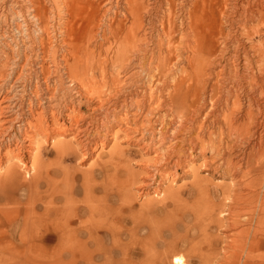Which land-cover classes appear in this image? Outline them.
<instances>
[{
	"label": "bare ground",
	"instance_id": "1",
	"mask_svg": "<svg viewBox=\"0 0 264 264\" xmlns=\"http://www.w3.org/2000/svg\"><path fill=\"white\" fill-rule=\"evenodd\" d=\"M0 215L58 264H264V0H0Z\"/></svg>",
	"mask_w": 264,
	"mask_h": 264
},
{
	"label": "rangeland",
	"instance_id": "2",
	"mask_svg": "<svg viewBox=\"0 0 264 264\" xmlns=\"http://www.w3.org/2000/svg\"><path fill=\"white\" fill-rule=\"evenodd\" d=\"M119 127H120V125H115V126L111 127V129L116 131L119 129ZM125 136L126 135L124 133H117L115 138L107 143V145H106L107 147L103 148V151L100 152L98 149L95 152V154H98L100 152L104 155V154H106L107 151H109L113 146L115 147V145H116L115 148L118 147L117 150L124 152L125 155L127 156V158L129 160H131L130 166H131L132 170L134 172L140 174V173H142V169L140 168V165H143V163H141L142 153H140L138 151V149L130 142L129 139L124 138ZM50 147H51V145H49V148ZM79 168H80V170L86 169V167H79ZM192 170L194 172H197L201 178H206L208 180V182L209 181L212 182V179L210 178L209 173L204 172L200 167L198 168V163H195V168H193ZM21 173H23V172L21 171ZM182 181L183 180H180L176 183H173L171 185L172 189L175 190L179 185L182 184ZM221 182H224V180H221ZM212 184H215V183H212ZM168 186H169V183L167 182L166 184H164L163 188H167ZM133 193H136V192L134 191ZM158 198L160 199V196H158L157 198H153L155 200V202H154L155 204L153 205V207H155V208L152 210L153 212H150V213L145 214V215H142L146 212H143L144 209H142V211H141V207L144 206L146 199L136 198L135 202L133 204L132 212L131 213H122L119 216V220L117 222L118 227H121L122 230H124V231L132 230L133 224H132L131 218L134 216H135V218L140 217V216H149L152 219L153 218H163L165 216V214L170 212V207L164 208L162 205L158 204L159 203ZM183 199H184V201H187L188 203L193 202L192 197L189 198L187 196H184ZM21 202H22L21 208L23 209L24 208V205H23L24 200H22ZM108 208L110 210H117L119 208V202L116 201V198L109 201ZM128 217H131V218H128ZM184 218H186L187 222L190 223L188 226L191 227L193 224L192 215L186 214V216H184ZM80 220H84V218H80ZM78 222H79V220L75 223V226L79 225ZM0 225L5 226L4 229L0 230V244H6V246L11 245L10 247L7 246L6 248H0V264H58V263H55L53 260V258L56 257V254L54 253L52 248H47V251H46L47 257H50L49 260L43 258L42 254H41V250L38 248L24 249L23 248V242L32 241L33 237L32 236H22L21 227L15 226L13 219H12V221L11 220L8 221L7 219H5L4 217H2L0 215ZM183 229L180 226L179 231L182 234H184ZM218 233H219L218 230H215L209 234L211 237H215V236H217ZM194 235L196 236V234H194ZM221 236H223V235H221ZM34 239H35V237H34ZM37 240L38 239L34 240L36 245H38ZM17 243H19L21 246L20 247L14 246V244H17ZM13 246H14V248H13ZM216 249L220 250L221 245L218 244ZM62 258L68 259V257H62ZM190 264H199V262L198 263L190 262Z\"/></svg>",
	"mask_w": 264,
	"mask_h": 264
}]
</instances>
